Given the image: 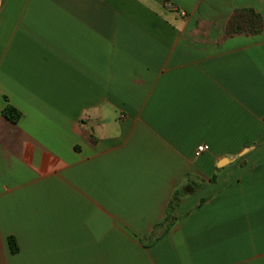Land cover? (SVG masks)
Masks as SVG:
<instances>
[{"label":"crops","instance_id":"crops-1","mask_svg":"<svg viewBox=\"0 0 264 264\" xmlns=\"http://www.w3.org/2000/svg\"><path fill=\"white\" fill-rule=\"evenodd\" d=\"M0 264H264V0H0Z\"/></svg>","mask_w":264,"mask_h":264},{"label":"trees","instance_id":"trees-1","mask_svg":"<svg viewBox=\"0 0 264 264\" xmlns=\"http://www.w3.org/2000/svg\"><path fill=\"white\" fill-rule=\"evenodd\" d=\"M263 30L262 17L252 9H234L231 13L224 29L222 38L228 39L234 36H256ZM2 116L11 123H16L20 117L12 107H5L2 110ZM10 252L15 254L18 250L17 244L13 238L7 239Z\"/></svg>","mask_w":264,"mask_h":264},{"label":"built area","instance_id":"built-area-1","mask_svg":"<svg viewBox=\"0 0 264 264\" xmlns=\"http://www.w3.org/2000/svg\"><path fill=\"white\" fill-rule=\"evenodd\" d=\"M208 150V147L206 145H201L197 147L196 149V156L200 155L203 152H206Z\"/></svg>","mask_w":264,"mask_h":264}]
</instances>
